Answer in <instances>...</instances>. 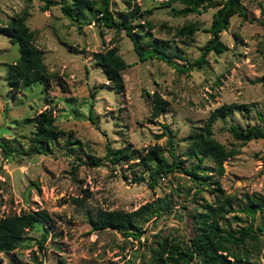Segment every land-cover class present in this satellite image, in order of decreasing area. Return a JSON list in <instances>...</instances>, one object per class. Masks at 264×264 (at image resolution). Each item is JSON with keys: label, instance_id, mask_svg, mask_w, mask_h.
<instances>
[{"label": "rangeland", "instance_id": "obj_1", "mask_svg": "<svg viewBox=\"0 0 264 264\" xmlns=\"http://www.w3.org/2000/svg\"><path fill=\"white\" fill-rule=\"evenodd\" d=\"M240 1L246 17L232 13L219 32L226 48L209 50L199 61L217 6L176 13L182 7L176 1L109 0L114 17L129 18L139 44L154 45L167 61L139 59L124 29L97 22L94 8L100 0L74 18L56 3L41 10L42 0H0V26L25 11L33 43L42 50L51 73L45 90L39 82L11 89L5 80L6 64L18 56V49L0 32V138L15 150L26 148L32 144L33 117L46 109L63 132L50 153L3 154L0 148V217L38 209L49 214L48 220L24 232L20 245L0 251V264H153L152 249L162 239L190 243L198 230V212L217 200L214 179L233 199H241L243 193L264 194V139L241 142L228 131L232 124L264 123V0ZM111 45L127 63L119 89L108 82L92 56ZM154 93L166 102L157 115L151 114ZM223 102L246 103L249 109H236L212 122V136L236 152L222 162L220 174L210 158H203L200 165L208 168L197 170L202 183L185 170L196 162L187 154L188 133L192 124H201ZM163 124L170 129L173 153L181 161L179 167L158 175L154 185H148V171L137 158L110 162L105 156L107 148L128 146L143 153L157 144L170 162V146L160 134ZM66 136L70 143H64ZM89 156L98 163L77 158L85 161ZM163 194L172 199L170 209L141 221L138 236L91 226L97 208L130 210ZM255 216V222H263L264 208ZM217 220L234 228L248 217L234 206ZM44 228L39 247L36 240ZM237 249L241 259L264 264L263 245L258 251L251 242ZM227 258L232 260L231 255ZM191 263L199 264L195 257Z\"/></svg>", "mask_w": 264, "mask_h": 264}, {"label": "trees", "instance_id": "obj_2", "mask_svg": "<svg viewBox=\"0 0 264 264\" xmlns=\"http://www.w3.org/2000/svg\"><path fill=\"white\" fill-rule=\"evenodd\" d=\"M29 1V0H27ZM40 9L44 10L51 4H58L60 10L70 18L83 10L94 7V0H42ZM179 2L182 7L175 10L176 13H187L198 10L203 6H217L212 14L211 22L208 26L210 32L209 38L201 46L199 61L204 54L209 51H221L226 45L219 39V32L225 29L228 17L236 12L243 18L246 17L245 9L240 0H166ZM109 0H100L97 7L94 8V19L105 26L116 29H124L125 33L132 42V47L139 59L146 57H161L167 61L169 59L163 55L162 50H158L154 45L142 47L139 44V37L131 30L129 18L127 16L116 18L112 15L109 7ZM100 12V15L97 13ZM190 31V29H188ZM0 32L7 35L11 42L17 44L18 56L10 63L6 64L5 80L11 89L23 87L33 82H39L43 90L48 85V78L51 73L47 70L42 60V50L33 43L34 31L25 23V11L19 14L11 15L8 21L0 26ZM93 60L100 66L108 82L116 89L122 85L121 71L127 63L117 53L115 45L105 48L103 51H94ZM173 63V62H171ZM174 64V63H173ZM166 102L157 93L152 97L151 114L157 115L164 109ZM236 109L247 111L249 109L246 103L223 102L213 107L204 118L201 124H192L188 133V153L196 158V162L185 169L193 179L204 182L199 176L197 170H205L208 167L201 166L203 158H210L216 166L218 174L222 172V162L236 152V149L225 147L216 140L211 133L212 122L216 119H222L225 115ZM35 130L31 135V141L26 148L15 150L11 145L0 138V148L3 154H10L15 150L16 154H29L31 152L50 153L53 151L54 141L59 134L63 132L56 129L53 117L48 109L38 112L34 117ZM163 130L160 134H165L170 146L172 160L167 162L161 152L159 145H149L143 153L136 149H129L128 146H122L111 150L107 148L106 157L110 162H116L119 159L137 158V162L143 169L147 170L148 185H154L156 177L161 173L173 167H179L181 159L174 153V142L170 129L163 124ZM228 131L232 137L241 142L251 138L264 139L263 124H245L242 127L239 124L228 126ZM66 136L64 143H70ZM12 154V153H11ZM80 162L96 165L98 158L89 156L85 161L77 157ZM142 177H133V180H141ZM213 190L217 195V200L213 205L207 203L203 211L198 212L197 222L198 230L190 237L188 244L178 241H168L162 239L151 252V262L153 264H192V257L198 260L199 264H252L247 260L241 259L237 246H245L251 242L256 251L263 245L264 235H260V230H264V221L255 222L256 211L264 208V194L258 192L243 193L241 199H233L230 195H225L216 179L212 181ZM72 200L79 202L80 198L72 197ZM172 205V199L168 195H158L151 200H146L137 207L130 210L97 208L91 217V226L96 229L115 228L124 235L138 236L142 231L140 223L148 219L151 215H158L160 212L169 210ZM237 208L248 220L244 225L231 227L229 224L219 225L217 217ZM232 214L231 217H233ZM49 219V214L45 209L36 211H24L19 213H10L0 217V251H9L20 245L24 237V232L33 227L36 223H43ZM227 223V222H226ZM43 230V229H42ZM45 238L44 232L41 239H37V245L42 246ZM232 256V260L227 258ZM194 263V261H193ZM40 264V263H38Z\"/></svg>", "mask_w": 264, "mask_h": 264}]
</instances>
